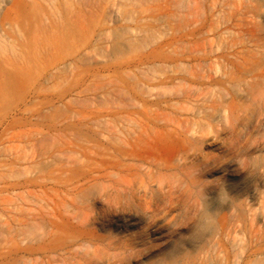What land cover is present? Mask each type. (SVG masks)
<instances>
[{
    "label": "rangeland",
    "instance_id": "rangeland-1",
    "mask_svg": "<svg viewBox=\"0 0 264 264\" xmlns=\"http://www.w3.org/2000/svg\"><path fill=\"white\" fill-rule=\"evenodd\" d=\"M0 264H264V0H0Z\"/></svg>",
    "mask_w": 264,
    "mask_h": 264
},
{
    "label": "bare ground",
    "instance_id": "bare-ground-1",
    "mask_svg": "<svg viewBox=\"0 0 264 264\" xmlns=\"http://www.w3.org/2000/svg\"><path fill=\"white\" fill-rule=\"evenodd\" d=\"M122 184V183H121ZM162 187H164V186H162ZM116 189H117V194H116V196H115V198L117 199L118 198V196H120V189H123V184L121 185V186H117L116 187ZM170 189H171V186H170ZM113 195V194H112ZM94 219V218H93ZM83 229V228H82ZM80 232V231H79ZM62 248V247H61ZM63 250V249H62ZM111 250V249H110Z\"/></svg>",
    "mask_w": 264,
    "mask_h": 264
}]
</instances>
